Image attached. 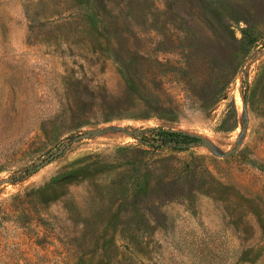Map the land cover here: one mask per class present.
<instances>
[{
	"label": "rangeland",
	"instance_id": "obj_1",
	"mask_svg": "<svg viewBox=\"0 0 264 264\" xmlns=\"http://www.w3.org/2000/svg\"><path fill=\"white\" fill-rule=\"evenodd\" d=\"M0 264H264V0H0Z\"/></svg>",
	"mask_w": 264,
	"mask_h": 264
},
{
	"label": "trees",
	"instance_id": "obj_2",
	"mask_svg": "<svg viewBox=\"0 0 264 264\" xmlns=\"http://www.w3.org/2000/svg\"><path fill=\"white\" fill-rule=\"evenodd\" d=\"M245 42L249 47H255L261 43L259 38L250 34L249 32H244ZM149 132L151 138L146 139L145 136L142 137L149 145L151 146H162L166 145L169 147H175L183 149L187 147L189 142L198 140L196 135L180 131V130H171L160 125L144 127L142 133Z\"/></svg>",
	"mask_w": 264,
	"mask_h": 264
},
{
	"label": "water",
	"instance_id": "obj_3",
	"mask_svg": "<svg viewBox=\"0 0 264 264\" xmlns=\"http://www.w3.org/2000/svg\"><path fill=\"white\" fill-rule=\"evenodd\" d=\"M106 128H94L92 130H87V131H83V132H79L76 133L74 135H72V137H70L68 140H66L65 142H63L59 147L53 149L51 152H49L46 157L42 160H40L36 166L34 167V169L36 168H40L41 166H43L44 164H46L47 162H49L51 159H53L54 157L58 156L59 154H61L63 152V150L70 145L72 142L77 141L79 139H82L84 137H88L91 133L93 134H97L100 132H103ZM246 129V126L243 125L242 126V131H244ZM140 132H142L143 128L139 129ZM133 133V132H132ZM194 135V134H193ZM197 136V135H196ZM198 140H201L203 143L208 144V142L205 139H202L201 137L197 136ZM196 140V141H198ZM195 141L189 142L187 145H191L192 143H194ZM239 147V143H237L232 149L227 150L225 152V154L231 153L232 151L236 150ZM33 169V168H32ZM10 180H13L14 178L11 177L9 178Z\"/></svg>",
	"mask_w": 264,
	"mask_h": 264
}]
</instances>
